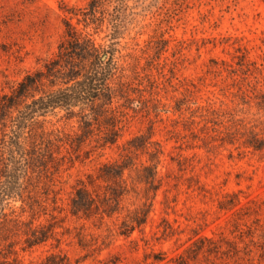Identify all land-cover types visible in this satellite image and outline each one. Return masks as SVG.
<instances>
[{"label": "rangeland", "instance_id": "obj_1", "mask_svg": "<svg viewBox=\"0 0 264 264\" xmlns=\"http://www.w3.org/2000/svg\"><path fill=\"white\" fill-rule=\"evenodd\" d=\"M88 1L0 0V94L55 55L69 10L84 8ZM128 4L121 54L137 89L124 109L123 137L118 145L97 149L98 136H92L84 147L92 150L90 158L82 156L74 164L66 160L55 175L57 204L54 193L42 194L43 207L24 204L23 211L22 201L13 203L25 222L53 225L55 236L25 250L24 237L14 236L15 250H0V264H41L52 253L67 256L70 264H152L158 254L164 260L154 264H177L179 255H193L186 250H216L215 245L261 250L264 150L246 141L264 132V108L258 103L264 98V0ZM109 32L105 24L98 41ZM48 121L49 130L81 133L79 119H67L64 111ZM151 134L159 146L149 145V151L161 148L163 153L159 189L149 192L154 206L145 225L130 237L120 234L128 209L145 201H136L134 193L126 196L120 214L104 222L68 212L79 179L119 159L132 137ZM63 154L69 156L66 148ZM138 162L150 163V154L140 153ZM199 259L190 264H209Z\"/></svg>", "mask_w": 264, "mask_h": 264}, {"label": "trees", "instance_id": "obj_2", "mask_svg": "<svg viewBox=\"0 0 264 264\" xmlns=\"http://www.w3.org/2000/svg\"><path fill=\"white\" fill-rule=\"evenodd\" d=\"M128 1L89 0L84 8L72 7L71 17L64 19L65 31L55 55L42 68L26 74L10 92L0 94V250H15L14 236L24 237V250L53 238V225L25 222L13 203L22 201L23 211L24 204L32 209L43 207L46 200L42 194L54 193L53 202L57 204L55 175L66 160L74 164L82 156L84 160L90 158L92 150L84 147L92 136H98L97 149L118 145L123 137L127 115L124 109L134 102L132 92L137 89L131 66L122 63L121 54ZM72 18L78 22H72ZM105 24L110 32L100 42L96 35ZM258 103L264 108V98ZM60 111L65 112L67 119H79L80 134L49 130L48 117ZM151 137L152 134L132 137L123 145L124 153L119 159L102 163L96 174H87V180L79 179L68 212L79 219L98 218L104 222L106 217L120 214L126 196L134 193L136 201H145L135 202L134 208L128 209L120 234L130 237L136 228L145 225L154 206L149 192L159 189L163 153L161 148L149 151V145L159 146ZM246 143L255 150H264V132H254ZM65 148L69 156L63 154ZM140 153H149L151 162L139 163ZM142 189L146 193L141 196ZM249 237L255 244L254 235ZM260 237L261 250H224L215 245L216 250H186L193 255H179L177 264H190L200 260V256L209 264H263L264 227ZM163 260L158 254L152 264ZM41 264L70 262L67 256L52 253Z\"/></svg>", "mask_w": 264, "mask_h": 264}]
</instances>
